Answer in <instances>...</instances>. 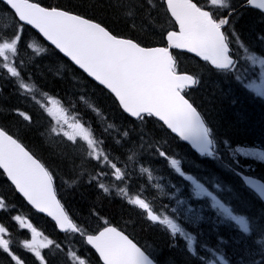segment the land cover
<instances>
[{"label":"snow or ice","instance_id":"1","mask_svg":"<svg viewBox=\"0 0 264 264\" xmlns=\"http://www.w3.org/2000/svg\"><path fill=\"white\" fill-rule=\"evenodd\" d=\"M100 5L116 19L155 16L168 26L153 29L159 40L148 42L134 25L120 31L87 10L0 0V15L11 21L0 29V99L15 95L31 105L10 106L8 121L0 123V170L11 194L51 218L66 238L94 250L102 264H264V178L250 174L248 160L264 163V146L232 140L193 96L209 79L220 93L211 94L213 105L236 93L264 98V0ZM187 54L203 71L181 65ZM46 60L62 78L82 70L74 100L49 89L52 68L38 72ZM97 92L120 111L119 127L108 122ZM81 105L99 118L95 125L81 115ZM21 126L25 135L36 132L49 146H63V174L42 155L43 142H25ZM173 141L187 142L197 159L173 152ZM161 161L163 169L156 167ZM64 184L89 189L86 216L69 206L60 192ZM114 203L135 219L129 214L122 224L109 208ZM15 210L9 193L0 191V213L8 217L0 216V257L7 264H54L45 250L63 253L62 264H91L85 251L62 246ZM140 222L158 240L138 239ZM17 229L27 232L22 247Z\"/></svg>","mask_w":264,"mask_h":264},{"label":"trees","instance_id":"2","mask_svg":"<svg viewBox=\"0 0 264 264\" xmlns=\"http://www.w3.org/2000/svg\"><path fill=\"white\" fill-rule=\"evenodd\" d=\"M40 2L45 5L51 6H63V7H72L80 11L87 10L89 14L95 15L97 19L106 20L113 27H118L120 31H126L125 25L133 26L135 33L142 39L153 42L159 40V37L155 35L156 31H159L161 26L167 27L168 25L163 21L162 18L152 17V18H143L136 16L133 18L124 17L122 19H116L113 16H110L107 11H102V5H100V0H40ZM93 5L98 6L95 11L92 10ZM162 20V21H160ZM11 23L10 19H6L3 15H0V29H3L6 25ZM29 36H32V33L29 32ZM39 42V41H38ZM31 51V50H29ZM181 65L192 72L203 71L200 68V65L197 61L189 55H181L179 57ZM48 67L52 68V72L48 73V85L50 90H54L56 93H59L65 101L75 99L74 93L82 90L83 81L81 79V72H71L69 71L66 77L55 75V64H50L49 61H44L41 69L39 71H44ZM3 82H0L2 84ZM218 83V82H217ZM226 89L225 85H220ZM91 86H89V94L91 96L92 92ZM212 93H215L219 97L220 93L217 88V84H214L211 80L206 79L204 85L199 88L197 91L193 92V96L196 99L197 103L201 104L203 108L212 110V117L215 119L219 125L220 129L227 136L231 137L232 140L246 146H264V106L259 102L253 103L247 96L244 99L241 93H236L231 96L229 99L217 100L215 104L212 103ZM96 101L100 103L102 109H104L105 116L108 117V122L119 127L122 124L123 117L120 111L116 110L115 106L108 100L106 97L101 96L99 92L96 93L94 97ZM232 101H235L233 103ZM14 105H19L21 108L30 107L25 100L17 99L15 95L7 96L6 99H0V123L8 121L11 107ZM214 108V110H213ZM80 113L87 121H92L95 123L98 121V117L91 111V109L80 106ZM14 115V114H13ZM41 124H46L47 120L43 117L40 118ZM158 125H148V128L157 129ZM16 128H13V131H16ZM43 129H41L42 131ZM113 135H116V130H110ZM21 135L24 137L25 142L32 144L33 146L40 145L44 143V149L42 150V155L52 164L54 168H58L63 174V169L65 168V163L61 154L64 151L63 146H49L46 141H43V137H39L36 132H29L25 135L22 126H21ZM163 135V134H161ZM167 139V137H165ZM171 150L177 153L179 156H183L186 159L194 161L197 159V156L193 151L181 141H173L171 143ZM70 151V150H69ZM205 164L212 166L209 161H203ZM70 166V162H69ZM157 168L163 169V162L161 161ZM190 171H195V169H190ZM68 177L65 176V180ZM9 183L5 177L0 172V191H5L9 193V199L16 204V209H26L25 202L19 198L16 194H11ZM60 192L67 199L69 206L82 216L87 215L88 203L91 200L89 196V189L87 187L77 188L74 190L73 187H69V184H64L60 189ZM81 193L84 195L82 196ZM119 200V197L116 198ZM109 208L112 212V215L116 217L122 224L128 220L129 214L132 215L135 219L134 212H131L130 209L125 208L122 204H111ZM0 216H4L3 214ZM50 222H48L49 224ZM53 239L57 242L62 243V246H72L75 249H80L85 251L79 239H72L71 237L66 238L65 235H62L57 232L53 226ZM129 231H132L129 228ZM135 234L144 240L146 243H151L154 240H158L159 234L155 231L154 228H150L147 224L140 222L135 228ZM167 255V252H165ZM54 264H62L64 256L63 253L53 254ZM0 264H7V262L0 258Z\"/></svg>","mask_w":264,"mask_h":264},{"label":"flooded vegetation","instance_id":"3","mask_svg":"<svg viewBox=\"0 0 264 264\" xmlns=\"http://www.w3.org/2000/svg\"><path fill=\"white\" fill-rule=\"evenodd\" d=\"M242 97L244 99L245 96H247L253 103H257L256 101V97L254 94H244V93H241ZM252 164H253V167L255 169V171L253 173H250L252 174L254 177H260V178H264V163H260V162H256V161H250ZM143 240V239H142ZM164 256H166V253L164 254ZM164 256H162L161 259L164 258ZM52 256L49 255V258H51Z\"/></svg>","mask_w":264,"mask_h":264},{"label":"water","instance_id":"4","mask_svg":"<svg viewBox=\"0 0 264 264\" xmlns=\"http://www.w3.org/2000/svg\"><path fill=\"white\" fill-rule=\"evenodd\" d=\"M192 55V54H191ZM198 59V58H197ZM80 71H82V70H80ZM86 75V74H85ZM186 144H187V142H185ZM188 145V144H187ZM190 147V146H189ZM194 151V150H193ZM195 152V151H194ZM2 171V170H1ZM40 214H42V213H40ZM42 215H44V216H46L45 214H42ZM47 217V216H46ZM47 218H49V217H47ZM49 219H51V218H49ZM94 251V250H93Z\"/></svg>","mask_w":264,"mask_h":264},{"label":"rangeland","instance_id":"5","mask_svg":"<svg viewBox=\"0 0 264 264\" xmlns=\"http://www.w3.org/2000/svg\"><path fill=\"white\" fill-rule=\"evenodd\" d=\"M257 71H259L258 69H257ZM257 82L259 83L260 81L259 80H257ZM248 160L249 161H251L252 160V158H248ZM252 161H254V160H252ZM162 258V257H161Z\"/></svg>","mask_w":264,"mask_h":264},{"label":"bare ground","instance_id":"6","mask_svg":"<svg viewBox=\"0 0 264 264\" xmlns=\"http://www.w3.org/2000/svg\"><path fill=\"white\" fill-rule=\"evenodd\" d=\"M160 21H162V20H160Z\"/></svg>","mask_w":264,"mask_h":264}]
</instances>
